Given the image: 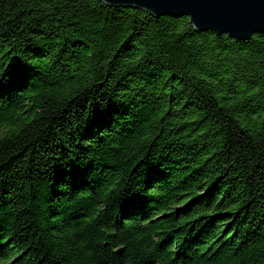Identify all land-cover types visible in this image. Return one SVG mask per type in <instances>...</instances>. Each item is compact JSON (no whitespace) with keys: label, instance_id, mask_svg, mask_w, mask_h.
Returning <instances> with one entry per match:
<instances>
[{"label":"trees","instance_id":"obj_1","mask_svg":"<svg viewBox=\"0 0 264 264\" xmlns=\"http://www.w3.org/2000/svg\"><path fill=\"white\" fill-rule=\"evenodd\" d=\"M0 264H264V32L0 0Z\"/></svg>","mask_w":264,"mask_h":264},{"label":"water","instance_id":"obj_2","mask_svg":"<svg viewBox=\"0 0 264 264\" xmlns=\"http://www.w3.org/2000/svg\"><path fill=\"white\" fill-rule=\"evenodd\" d=\"M109 7L134 8L152 16L188 17L197 32L248 40L264 32V0H99Z\"/></svg>","mask_w":264,"mask_h":264}]
</instances>
